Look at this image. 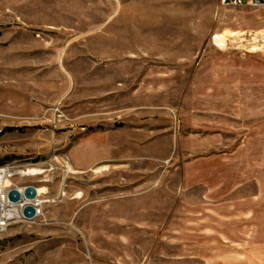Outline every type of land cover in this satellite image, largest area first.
I'll return each instance as SVG.
<instances>
[{"label":"rangeland","instance_id":"rangeland-1","mask_svg":"<svg viewBox=\"0 0 264 264\" xmlns=\"http://www.w3.org/2000/svg\"><path fill=\"white\" fill-rule=\"evenodd\" d=\"M261 34L219 0H0V167L41 200L0 264H264Z\"/></svg>","mask_w":264,"mask_h":264},{"label":"bare ground","instance_id":"bare-ground-1","mask_svg":"<svg viewBox=\"0 0 264 264\" xmlns=\"http://www.w3.org/2000/svg\"><path fill=\"white\" fill-rule=\"evenodd\" d=\"M244 33L245 32L241 33V32L236 31V30H232L230 32H225V33L221 34V36L219 37V45L220 46H226L228 41H234L236 38L243 36ZM254 36H257V33L254 34ZM252 39L254 41H257V44L251 46L250 49L254 50V51H257V50H263L264 51V34H261V36L259 38L253 37ZM102 169L103 170L107 169V166L103 165V166L97 167L95 170H102ZM29 173L36 174V171L34 169H30L29 171L24 170L23 172H21V174H25V175L29 174ZM9 184H10L9 178H4L0 183V204H1V202H4V204L7 205V209H3V210L0 209V224H3V221H5V220H12V219L13 220L16 219V221L21 220V218H23L22 217V211L19 207V204H21V203L22 204H29L30 203L32 205H34L33 203H36V206L34 205L36 208V215L40 213L39 205L41 203V200L38 197V188H36L37 196L35 199L28 200L26 198H22L20 203H12V202L8 201V199H7L8 189H5V186H8ZM17 190L21 191V189H19V188H17Z\"/></svg>","mask_w":264,"mask_h":264},{"label":"crops","instance_id":"crops-1","mask_svg":"<svg viewBox=\"0 0 264 264\" xmlns=\"http://www.w3.org/2000/svg\"><path fill=\"white\" fill-rule=\"evenodd\" d=\"M3 102H5L6 104H7V108H14L15 107V102L13 101V99L12 98H10L9 96L7 97V99L6 100H1L0 99V108L2 107L3 108V105H1V104H3ZM9 114L10 115V113H7V112H5V111H2L1 109H0V114ZM96 136L97 137H99V136H102V134L101 133H99V134H94V135H92L91 137H89V142L91 143L90 144V146H89V150H88V156H89V162L87 163V164H85L84 166H82V167H80L79 169L80 170H84V169H87L88 167H90V166H92V165H95V164H97L98 162H100V161H102L103 159H105V156L104 155H102L101 153H104L105 151H106V148L104 147L105 145H98L96 142H95V138H96ZM92 150H94V151H96L97 152V155L95 156V157H93L92 158ZM248 157L245 159V160H248V162H249V160H250V157H251V154H248L247 155ZM249 165V164H248ZM246 178L248 179V178H250V173H249V171H248V173H247V175H246ZM248 184H250V182H248ZM227 184H223L222 185V187H221V193H222V197H223V199H228L229 197H230V195H233V193H228V191H227ZM248 188H250V187H248ZM250 195V194H249ZM223 211H224V213H225V215L227 214V215H230V214H233L234 212H235V209L236 208H234V207H232V208H229V203L228 202H224L223 204Z\"/></svg>","mask_w":264,"mask_h":264},{"label":"built area","instance_id":"built-area-1","mask_svg":"<svg viewBox=\"0 0 264 264\" xmlns=\"http://www.w3.org/2000/svg\"><path fill=\"white\" fill-rule=\"evenodd\" d=\"M219 1L222 5H228V6H242V5H248V6H252V7L264 6V0H219ZM65 159H66V161H68L67 156L65 157ZM16 173L21 174V172H16ZM13 174H15V173L10 172V168L8 166L0 167V183L4 178H10ZM24 187L15 186L16 189L17 188L21 189V191H19L21 194V198L17 203H20L22 198H24L23 193H22ZM33 204L36 206V203H33ZM25 205L26 204H22V203L19 204L21 211ZM0 209L1 210L7 209V205L4 204V202H1ZM22 217L25 218L23 215H22ZM7 224H8V220L3 221V224H0V231H2L7 226Z\"/></svg>","mask_w":264,"mask_h":264},{"label":"water","instance_id":"water-1","mask_svg":"<svg viewBox=\"0 0 264 264\" xmlns=\"http://www.w3.org/2000/svg\"><path fill=\"white\" fill-rule=\"evenodd\" d=\"M23 196L28 200H33L37 196L36 187L33 185H26L23 189ZM21 198L20 192L16 188L9 189L7 192V199L12 203H17ZM22 215L26 219H31L36 215V208L32 204H26L22 209Z\"/></svg>","mask_w":264,"mask_h":264}]
</instances>
